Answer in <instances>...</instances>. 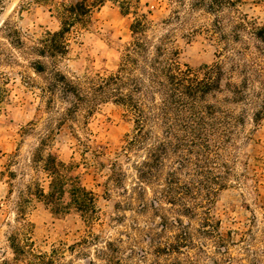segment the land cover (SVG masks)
Here are the masks:
<instances>
[{
  "label": "trees",
  "instance_id": "trees-1",
  "mask_svg": "<svg viewBox=\"0 0 264 264\" xmlns=\"http://www.w3.org/2000/svg\"><path fill=\"white\" fill-rule=\"evenodd\" d=\"M106 1L77 0L58 4L55 11L60 22L59 29L46 30L36 38L26 36L32 41L28 45L23 32L15 28L8 34L9 43L23 54L37 56L31 65L36 73L46 75L47 84L42 86V91L48 103L53 105L58 99L69 103L63 121L78 120L80 112H84L83 117L88 118L107 102L122 107L132 115L135 132L117 155L130 158V151L138 147L146 150L144 160L136 165L142 198L137 210L146 212L152 208L160 221L153 222L154 226H151L147 223L141 225L135 219L137 222L131 228L140 233L137 237L130 232L125 233L134 242L127 247L124 246L123 237L101 241L102 235L93 229L73 244L61 241L48 249L38 247L31 223L27 220L28 210L36 199L44 201L57 213H68L75 209L89 227H94L101 219L98 196L75 173L76 162H65L57 154L48 152V143L44 139L31 159L36 177L21 191L18 206L22 224L11 235V247L17 259L30 264H81L76 263V259L84 261L82 264H129L137 253L136 246H140L141 239H147L151 252L141 247L143 259L152 254L155 256L152 264H176L170 263V259L178 261L177 255L182 252V247L196 243L181 219L160 213V200L164 199L171 205L179 206L187 216L200 218V233L215 243L219 251L223 249L226 258L233 260L225 238L216 228L211 210L219 191L228 188L233 180L237 183L242 179V175L236 171L237 160L228 148L235 145L238 135L236 126L243 115L228 108L226 103L246 100L256 105V99H260L256 117L259 119L264 115V63L241 57L246 56L242 50L237 51V59L228 57L232 60L231 69L247 74V78L241 84L229 81L228 87L233 96L225 97L224 103L212 102L209 97L222 90L221 82L226 74L224 63L216 61L199 69L183 65L176 44L175 32L178 27L168 29L160 37L153 36L150 31L155 27L156 20L151 17L152 10L142 11L141 0H111L119 4L123 14L134 15L132 40L126 46L118 68L111 73L71 77L58 64L68 55L72 39L77 38L90 23L95 8ZM177 2L179 5H189V13L199 11L211 17L209 24L193 27V31H204L220 41L224 40L223 48L243 40L242 32H247L264 44V25L244 13L237 0ZM178 20L182 26L190 22L182 18L181 11L175 10L161 23L170 26ZM229 26L230 31L227 30ZM260 52L264 53V48H260ZM13 57L0 44V59L12 61ZM43 58L50 59L51 63H45ZM249 76L260 83L259 90L250 88ZM6 79L5 75L0 76V107L6 98ZM158 126L161 127L160 134L154 137L152 130ZM86 148L93 154L98 167L105 164L98 159L107 156L105 147L96 144L93 149L90 145ZM85 160L86 164H90L88 157ZM109 161L108 194L111 186L123 184L126 177L119 158ZM42 175L44 180H41ZM160 182H163V186L154 202L147 203L143 185ZM124 206H132V203H119L118 208ZM122 217L125 215L117 220ZM92 247L93 252L90 251ZM68 254L75 259L68 260ZM215 263L220 264L219 259ZM0 264H6V261Z\"/></svg>",
  "mask_w": 264,
  "mask_h": 264
},
{
  "label": "rangeland",
  "instance_id": "rangeland-1",
  "mask_svg": "<svg viewBox=\"0 0 264 264\" xmlns=\"http://www.w3.org/2000/svg\"><path fill=\"white\" fill-rule=\"evenodd\" d=\"M75 1L77 0H0V44L6 53L14 55L12 61L0 59V76L7 77L4 84L7 87L6 98L0 107V263L6 261V264H30L26 260L17 259L10 238L22 224L18 202L21 191L36 177L31 159L44 139L48 143V152L57 154L65 162H76L75 173L98 196L101 219L94 227H89L85 218L75 209L68 213H57L44 201L36 199L28 210L27 220L31 223V231L38 247L48 249L61 241L73 244L90 229L102 235L101 241L123 237L124 246L127 247L134 242L125 233L130 232L136 237L140 233L131 228L137 222L135 219L141 225L147 223L151 226L153 222L160 221L152 208L146 212L137 210L142 198L139 194L141 182L137 177L136 165L144 160L146 150L138 147L129 152L130 158L117 155L135 132L132 115L122 107L107 102L101 104L88 118L83 117L84 112H80L78 120L63 121L69 103L59 99L53 105L48 103L42 91V86L47 84L46 75L36 73L31 65V61L37 56L23 54L9 43L8 34L15 28L23 32L28 45L32 41L26 36L36 38L46 30L59 29L56 5ZM190 1L188 0L189 3ZM237 1L244 13L264 25V0ZM141 3L142 11L152 10L151 17L156 20L155 27L150 31L151 35L160 37L168 29L178 27L175 32L176 44L180 50L179 60L183 65L199 69L216 61L224 63L226 74L221 82L222 90L209 97L212 102L224 103L225 97L233 96L228 87L229 81L241 84L247 78V74L231 69L232 60L228 57L236 58L237 51L242 50L246 56L241 57L264 63V53L260 52L264 44L247 32H242L243 40L223 48L224 40L220 41L204 31H193V27L209 24L211 17L199 11L189 13V5H179L177 0H141ZM175 10L181 11L182 18L190 21L188 25L182 26L179 20L170 26L161 23ZM133 19V14L122 13L118 3L107 0L95 8L88 26L82 29L77 38L72 39L70 51L61 59L58 67L71 77L114 72L126 46L132 40ZM227 30H231L230 26ZM43 61L51 63L50 59L43 58ZM249 78L250 88L259 90L260 83L253 76ZM256 101V105L249 104L246 100L226 103L228 108L243 115L242 121L236 126L238 135L235 145L228 148L232 157L237 160L236 171L242 175V179L237 183L233 180L228 188L220 190L211 205L216 228L225 238L229 254L234 259L226 258L223 249L220 250L223 252L221 253L215 243L200 233V218L187 216L179 206L161 199L160 213L181 219L196 243L182 247V252L177 255L178 261L171 258L170 263L216 264L215 260L219 259L220 264H264V115L257 119L256 111L261 100ZM152 131L153 136L157 137L161 127ZM96 144L107 150V156L98 158L105 163L101 167L95 164L96 159L86 148L90 145L93 149ZM85 157H88L90 164H86ZM117 158L126 177L123 184L111 186L108 194L109 159ZM245 174L248 176L245 177ZM41 180H44V175ZM160 183L143 185L146 188L144 199L147 203L154 202L163 186V182ZM119 203H132V206L118 208ZM123 215L125 217L118 221L119 216ZM179 229L178 227V231ZM141 247H146L151 252L147 239H141L140 246H136L137 253L129 264L155 262L152 254L143 259ZM90 251L93 252L94 247ZM71 258L75 259L68 254V260ZM76 263L82 264L84 261L76 259Z\"/></svg>",
  "mask_w": 264,
  "mask_h": 264
}]
</instances>
